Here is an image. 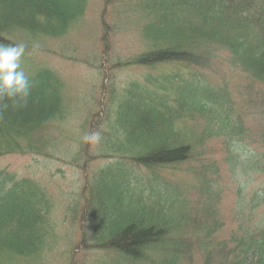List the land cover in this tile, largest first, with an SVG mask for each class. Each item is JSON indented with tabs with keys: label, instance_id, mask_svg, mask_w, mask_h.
Masks as SVG:
<instances>
[{
	"label": "trees",
	"instance_id": "1",
	"mask_svg": "<svg viewBox=\"0 0 264 264\" xmlns=\"http://www.w3.org/2000/svg\"><path fill=\"white\" fill-rule=\"evenodd\" d=\"M87 7L88 0H0V42L29 40L21 69L30 81L23 107L0 102V157L58 153L50 130L68 114L65 81L29 50L35 40L65 36ZM135 8L141 47L116 67L145 71L121 87L111 77L110 102L88 129L100 134L96 154L82 143L72 155L84 156L86 170L105 160L83 205L59 219L43 182L0 170V264H264V220L253 215L264 188L242 196L228 235L221 208L224 172L240 195L253 176L264 177V125H247L222 77L225 68L239 75L246 103L264 120V0H135ZM103 28L106 62L121 28L105 16ZM76 224L86 254L75 263Z\"/></svg>",
	"mask_w": 264,
	"mask_h": 264
},
{
	"label": "rangeland",
	"instance_id": "2",
	"mask_svg": "<svg viewBox=\"0 0 264 264\" xmlns=\"http://www.w3.org/2000/svg\"><path fill=\"white\" fill-rule=\"evenodd\" d=\"M88 1V10L80 24L65 37L46 43L45 49L50 50L49 52L39 53L32 48L29 50L33 59L53 67L62 75L65 81L64 94L68 114L65 121L62 122L64 125L57 124L59 126L50 130L57 138L56 149L58 153L51 155V158L42 155L20 154H9L0 157V170L13 171L18 176L40 179L44 182L51 195L55 197V215L59 219H62L64 215H74L71 208L75 206L77 201L83 205L85 188L88 186L96 170L95 168H101L104 164L105 160L103 158L93 159L89 164V168H87L88 170H86L84 156L79 154L78 160L74 161L72 155L74 154L76 157V152L81 151V144L84 145L85 143L82 138L89 133L90 126H92L91 131H93L96 111L101 109V106L104 108V104L110 102L106 83L112 77L121 87L129 80L139 78L144 73L143 69L145 71V68L116 67L119 64L118 61L129 60L133 54L139 52L141 47L140 27L143 17L140 15L139 10L135 8V0ZM103 16H105L107 24L121 28V31L117 30L111 35L110 43L112 47L107 53L106 66L100 65L103 58L101 56L104 30ZM14 42L29 44V40L26 38H19ZM36 42L34 43L37 44ZM26 52L25 50L24 55ZM95 55L96 57L100 55V59L90 58L95 57ZM87 59L94 65L85 63ZM105 67H112V76L108 77V74L102 72ZM222 77L229 79L235 99H237L241 108L240 111L246 113L247 125L257 128L260 124V129L261 124L264 125L263 110L259 108L258 115L254 109L249 108L250 104L245 101L244 87H242L243 84L239 79V75L237 73L232 74L225 68V71H222ZM255 138L258 142L257 134ZM218 143L219 141L216 140L213 144L217 146ZM98 144L100 145V143L85 144L90 155L96 154ZM259 146L258 150L264 154V146L261 143ZM239 148L242 151L249 150L246 146ZM250 182L248 188L244 189L240 195L237 191V184L231 183L225 172L222 174L221 208L226 218L224 235H228L238 225L235 214L237 204L242 200V196L249 197L254 191L260 193L264 188V177L261 175L256 174ZM253 215H256L257 219L264 220V204L255 209ZM64 220L67 221L65 223L66 229L71 228L70 219ZM71 230L77 244L72 247L73 250L69 254L74 257L76 263L84 259L86 251L83 246L78 247V242L81 239L78 225L76 224ZM71 232L68 235H71ZM88 253L93 254V251ZM63 262L65 260L54 259V264H63Z\"/></svg>",
	"mask_w": 264,
	"mask_h": 264
},
{
	"label": "clouds",
	"instance_id": "3",
	"mask_svg": "<svg viewBox=\"0 0 264 264\" xmlns=\"http://www.w3.org/2000/svg\"><path fill=\"white\" fill-rule=\"evenodd\" d=\"M32 46L34 49L39 47L35 43ZM26 48L24 42H0V102L11 101L13 107H23L30 93L29 78L21 69ZM82 139L85 143L96 144L100 141V134L89 132Z\"/></svg>",
	"mask_w": 264,
	"mask_h": 264
}]
</instances>
